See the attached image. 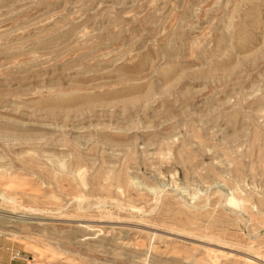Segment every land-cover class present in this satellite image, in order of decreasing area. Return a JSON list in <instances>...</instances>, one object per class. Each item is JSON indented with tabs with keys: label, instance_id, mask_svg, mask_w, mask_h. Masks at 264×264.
Instances as JSON below:
<instances>
[{
	"label": "rangeland",
	"instance_id": "374dc122",
	"mask_svg": "<svg viewBox=\"0 0 264 264\" xmlns=\"http://www.w3.org/2000/svg\"><path fill=\"white\" fill-rule=\"evenodd\" d=\"M0 264H264V0H0Z\"/></svg>",
	"mask_w": 264,
	"mask_h": 264
},
{
	"label": "bare ground",
	"instance_id": "6f19581e",
	"mask_svg": "<svg viewBox=\"0 0 264 264\" xmlns=\"http://www.w3.org/2000/svg\"><path fill=\"white\" fill-rule=\"evenodd\" d=\"M227 201V200H226ZM237 201L235 200V199H233V198H230V200H229V204H235ZM27 218V217H26ZM253 260V259H252ZM261 261V260H260Z\"/></svg>",
	"mask_w": 264,
	"mask_h": 264
}]
</instances>
